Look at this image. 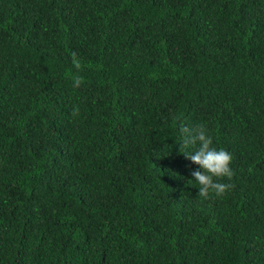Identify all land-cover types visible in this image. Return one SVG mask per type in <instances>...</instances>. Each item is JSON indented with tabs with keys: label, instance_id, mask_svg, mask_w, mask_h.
<instances>
[{
	"label": "trees",
	"instance_id": "16d2710c",
	"mask_svg": "<svg viewBox=\"0 0 264 264\" xmlns=\"http://www.w3.org/2000/svg\"><path fill=\"white\" fill-rule=\"evenodd\" d=\"M0 264H264V0H0Z\"/></svg>",
	"mask_w": 264,
	"mask_h": 264
},
{
	"label": "clouds",
	"instance_id": "9594fccd",
	"mask_svg": "<svg viewBox=\"0 0 264 264\" xmlns=\"http://www.w3.org/2000/svg\"><path fill=\"white\" fill-rule=\"evenodd\" d=\"M180 132L181 144L186 146L180 152L198 165L191 170L192 185L198 187V194L204 197L210 192L224 194L230 185L216 178L232 176V153L214 143L206 124L181 125Z\"/></svg>",
	"mask_w": 264,
	"mask_h": 264
}]
</instances>
